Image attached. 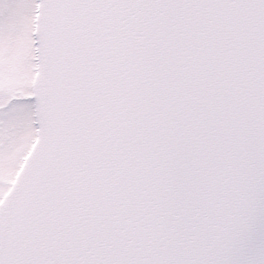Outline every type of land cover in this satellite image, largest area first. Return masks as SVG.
I'll return each mask as SVG.
<instances>
[{"label":"snow or ice","instance_id":"1","mask_svg":"<svg viewBox=\"0 0 264 264\" xmlns=\"http://www.w3.org/2000/svg\"><path fill=\"white\" fill-rule=\"evenodd\" d=\"M0 264H264V0H0Z\"/></svg>","mask_w":264,"mask_h":264}]
</instances>
